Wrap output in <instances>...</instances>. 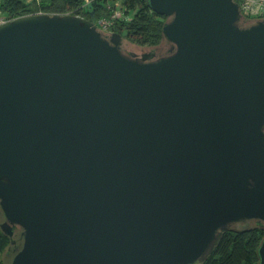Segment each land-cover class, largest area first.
<instances>
[{"label": "water", "instance_id": "95a60500", "mask_svg": "<svg viewBox=\"0 0 264 264\" xmlns=\"http://www.w3.org/2000/svg\"><path fill=\"white\" fill-rule=\"evenodd\" d=\"M149 3L172 42L157 57L70 12L0 23L11 264H199L232 223L264 222V18Z\"/></svg>", "mask_w": 264, "mask_h": 264}, {"label": "trees", "instance_id": "16d2710c", "mask_svg": "<svg viewBox=\"0 0 264 264\" xmlns=\"http://www.w3.org/2000/svg\"><path fill=\"white\" fill-rule=\"evenodd\" d=\"M116 1L118 0H42L40 3H29L26 0H0V7L9 18L42 10L79 14L98 23L102 17H110ZM119 1L124 9V16L114 20L111 31H118L123 34L124 39L143 47H158L161 43H167L168 49L155 53L154 56L168 54L172 42L164 37L163 32V25L168 17L153 10L149 0ZM242 15L241 24L264 18L244 13ZM263 238L262 220L253 218L232 223L222 232L212 252L199 264H260L259 246ZM10 245L11 237L0 226V264H5L3 253H6Z\"/></svg>", "mask_w": 264, "mask_h": 264}, {"label": "built area", "instance_id": "2783aa9c", "mask_svg": "<svg viewBox=\"0 0 264 264\" xmlns=\"http://www.w3.org/2000/svg\"><path fill=\"white\" fill-rule=\"evenodd\" d=\"M241 8V12L252 16L264 17V0H236ZM110 6V5H109ZM124 16V9L121 2L118 0L115 3V7L110 17H102L97 23L99 28L104 31L111 32L113 22L116 18ZM7 15L2 11L0 7V23L9 20Z\"/></svg>", "mask_w": 264, "mask_h": 264}, {"label": "rangeland", "instance_id": "374dc122", "mask_svg": "<svg viewBox=\"0 0 264 264\" xmlns=\"http://www.w3.org/2000/svg\"><path fill=\"white\" fill-rule=\"evenodd\" d=\"M123 49L125 52H128V53L132 51H135L139 54H142L143 52H147V51H152V52L154 51V53H160L168 49V44L161 43L160 46L158 47H148V46L143 47V46L136 45L135 43L130 42L127 39H123ZM4 219H5V216L0 206V222L3 221ZM19 233H20V229L17 228L16 234L14 235V237L16 238L19 237ZM13 255H14V250L12 247L9 246L6 253H3L5 264H11Z\"/></svg>", "mask_w": 264, "mask_h": 264}, {"label": "flooded vegetation", "instance_id": "af4514ba", "mask_svg": "<svg viewBox=\"0 0 264 264\" xmlns=\"http://www.w3.org/2000/svg\"><path fill=\"white\" fill-rule=\"evenodd\" d=\"M127 53H128V52H127ZM128 54H130V55H134V56H138V57H141V54H139V53H137V52H135V51L129 52ZM15 246H17V245L15 244Z\"/></svg>", "mask_w": 264, "mask_h": 264}, {"label": "crops", "instance_id": "0c3cea01", "mask_svg": "<svg viewBox=\"0 0 264 264\" xmlns=\"http://www.w3.org/2000/svg\"><path fill=\"white\" fill-rule=\"evenodd\" d=\"M42 0H26V2H29V3H40ZM39 11H42V10H39Z\"/></svg>", "mask_w": 264, "mask_h": 264}]
</instances>
